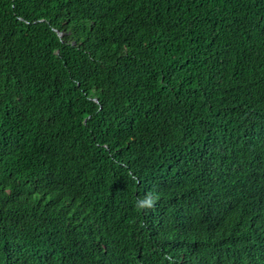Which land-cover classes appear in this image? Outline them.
<instances>
[{
    "label": "trees",
    "instance_id": "trees-1",
    "mask_svg": "<svg viewBox=\"0 0 264 264\" xmlns=\"http://www.w3.org/2000/svg\"><path fill=\"white\" fill-rule=\"evenodd\" d=\"M263 211L264 0H0V264H264Z\"/></svg>",
    "mask_w": 264,
    "mask_h": 264
},
{
    "label": "clouds",
    "instance_id": "clouds-1",
    "mask_svg": "<svg viewBox=\"0 0 264 264\" xmlns=\"http://www.w3.org/2000/svg\"><path fill=\"white\" fill-rule=\"evenodd\" d=\"M135 205L137 208L138 206L140 208H144V205H146V203H144L143 200L138 199V202L135 201ZM258 230H260V233L263 234V237H264V211L261 214L260 221H258ZM228 244H229L230 250H233L237 246V242L233 240L230 241Z\"/></svg>",
    "mask_w": 264,
    "mask_h": 264
}]
</instances>
